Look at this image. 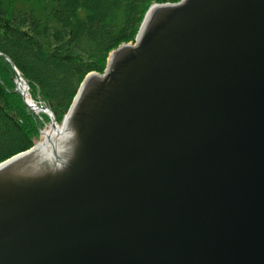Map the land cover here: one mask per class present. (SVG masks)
I'll list each match as a JSON object with an SVG mask.
<instances>
[{"label": "water", "instance_id": "95a60500", "mask_svg": "<svg viewBox=\"0 0 264 264\" xmlns=\"http://www.w3.org/2000/svg\"><path fill=\"white\" fill-rule=\"evenodd\" d=\"M64 120L0 163V264H264V0L151 5Z\"/></svg>", "mask_w": 264, "mask_h": 264}, {"label": "trees", "instance_id": "16d2710c", "mask_svg": "<svg viewBox=\"0 0 264 264\" xmlns=\"http://www.w3.org/2000/svg\"><path fill=\"white\" fill-rule=\"evenodd\" d=\"M179 1L0 0V53L60 124L84 77L102 74L110 52L134 43L149 7ZM15 81L0 57V163L32 148L50 122L27 109Z\"/></svg>", "mask_w": 264, "mask_h": 264}, {"label": "bare ground", "instance_id": "6f19581e", "mask_svg": "<svg viewBox=\"0 0 264 264\" xmlns=\"http://www.w3.org/2000/svg\"><path fill=\"white\" fill-rule=\"evenodd\" d=\"M17 86H18L19 90H21V91L23 90V84H18ZM26 99L29 101V105L31 106V108L33 109L35 114H44L41 112L40 107L38 105H35L33 102L30 103V98L28 95H26ZM67 121L68 120H64L60 124L55 123V125L50 124L49 128L45 129L42 132L41 141L38 142L33 149L54 143L59 138V136L61 135Z\"/></svg>", "mask_w": 264, "mask_h": 264}, {"label": "rangeland", "instance_id": "374dc122", "mask_svg": "<svg viewBox=\"0 0 264 264\" xmlns=\"http://www.w3.org/2000/svg\"><path fill=\"white\" fill-rule=\"evenodd\" d=\"M110 54V53H109ZM109 56V55H108ZM107 61H108V57H107V59H106V64H105V68H106V66H107ZM105 70V69H104ZM104 72V71H103ZM28 109V108H27ZM29 110V109H28ZM37 115V114H36ZM65 117V116H64ZM64 119V118H63ZM49 126H50V122H48V123H45L44 124V128H43V130L41 131V132H43L45 129H47V128H49ZM41 139H42V136H41V134H40V138H39V140L38 141H36L35 142V145L38 143V142H40L41 141Z\"/></svg>", "mask_w": 264, "mask_h": 264}]
</instances>
